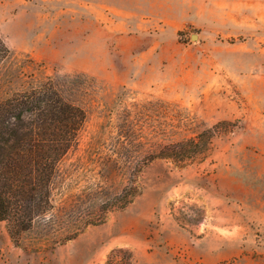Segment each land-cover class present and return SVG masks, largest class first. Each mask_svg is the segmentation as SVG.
Returning <instances> with one entry per match:
<instances>
[{"label": "rangeland", "instance_id": "obj_1", "mask_svg": "<svg viewBox=\"0 0 264 264\" xmlns=\"http://www.w3.org/2000/svg\"><path fill=\"white\" fill-rule=\"evenodd\" d=\"M193 34L197 37L193 38ZM0 101L54 78L84 109L51 210L0 264H264V0H0ZM216 127L207 151L153 159Z\"/></svg>", "mask_w": 264, "mask_h": 264}, {"label": "trees", "instance_id": "obj_2", "mask_svg": "<svg viewBox=\"0 0 264 264\" xmlns=\"http://www.w3.org/2000/svg\"><path fill=\"white\" fill-rule=\"evenodd\" d=\"M0 36V65L12 54ZM86 119L54 78L15 91L0 101V221L15 241L52 208L51 183L57 166L75 145ZM216 125L163 146L153 159H188L207 151ZM104 264H137L132 250L115 248Z\"/></svg>", "mask_w": 264, "mask_h": 264}, {"label": "water", "instance_id": "obj_3", "mask_svg": "<svg viewBox=\"0 0 264 264\" xmlns=\"http://www.w3.org/2000/svg\"><path fill=\"white\" fill-rule=\"evenodd\" d=\"M193 38H196L197 37V35L196 34H193V36H192Z\"/></svg>", "mask_w": 264, "mask_h": 264}]
</instances>
